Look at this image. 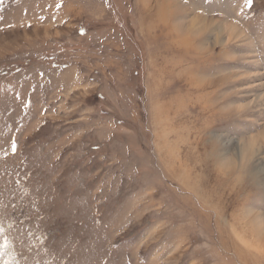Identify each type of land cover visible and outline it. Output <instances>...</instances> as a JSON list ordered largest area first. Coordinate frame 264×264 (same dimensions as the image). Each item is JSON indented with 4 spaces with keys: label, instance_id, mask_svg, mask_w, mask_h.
<instances>
[{
    "label": "rangeland",
    "instance_id": "1",
    "mask_svg": "<svg viewBox=\"0 0 264 264\" xmlns=\"http://www.w3.org/2000/svg\"><path fill=\"white\" fill-rule=\"evenodd\" d=\"M0 264H264V0H0Z\"/></svg>",
    "mask_w": 264,
    "mask_h": 264
},
{
    "label": "snow or ice",
    "instance_id": "2",
    "mask_svg": "<svg viewBox=\"0 0 264 264\" xmlns=\"http://www.w3.org/2000/svg\"><path fill=\"white\" fill-rule=\"evenodd\" d=\"M248 4L251 5L252 4V0H247Z\"/></svg>",
    "mask_w": 264,
    "mask_h": 264
}]
</instances>
